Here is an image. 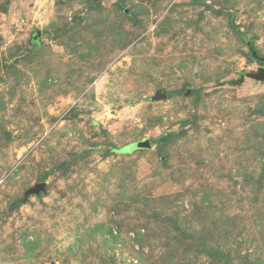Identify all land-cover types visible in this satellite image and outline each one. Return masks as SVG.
Returning <instances> with one entry per match:
<instances>
[{"label":"rangeland","instance_id":"1","mask_svg":"<svg viewBox=\"0 0 264 264\" xmlns=\"http://www.w3.org/2000/svg\"><path fill=\"white\" fill-rule=\"evenodd\" d=\"M0 59V264H264V0H0Z\"/></svg>","mask_w":264,"mask_h":264},{"label":"water","instance_id":"2","mask_svg":"<svg viewBox=\"0 0 264 264\" xmlns=\"http://www.w3.org/2000/svg\"><path fill=\"white\" fill-rule=\"evenodd\" d=\"M1 65H2V61L0 59V67ZM248 76L258 81H264V67H261L259 71L256 73H248ZM238 82H241V79H239ZM161 96L164 97L165 94H162ZM151 146H152L151 140L149 138H145L144 140L136 141V142L129 144L127 147H125L123 151L131 152L134 149H147V148H150ZM42 188H43V184L41 183L34 188V191H39Z\"/></svg>","mask_w":264,"mask_h":264},{"label":"trees","instance_id":"3","mask_svg":"<svg viewBox=\"0 0 264 264\" xmlns=\"http://www.w3.org/2000/svg\"><path fill=\"white\" fill-rule=\"evenodd\" d=\"M231 16V25H232V27H236V23H235V21H234V19H233V14H231L230 15ZM252 53H253V55L255 56V57H257L258 59H260V57H258V55H257V53H256V51H252ZM164 139V137H161V138H159L158 139V141H161V140H163Z\"/></svg>","mask_w":264,"mask_h":264}]
</instances>
